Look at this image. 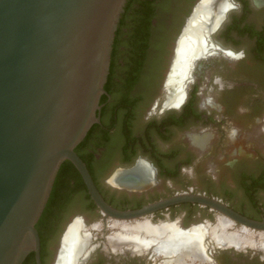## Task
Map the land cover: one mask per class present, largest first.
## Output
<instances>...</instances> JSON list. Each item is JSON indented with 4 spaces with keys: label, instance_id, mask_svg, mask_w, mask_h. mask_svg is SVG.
Segmentation results:
<instances>
[{
    "label": "flooded vegetation",
    "instance_id": "obj_1",
    "mask_svg": "<svg viewBox=\"0 0 264 264\" xmlns=\"http://www.w3.org/2000/svg\"><path fill=\"white\" fill-rule=\"evenodd\" d=\"M199 1L127 0L115 33L99 123L93 124L75 150L101 196L115 209L134 210L176 193L192 192L263 221L264 0H230L231 9L209 41L214 53L198 58L191 68L183 102L162 110L165 81L179 38ZM154 43L159 47L152 50ZM148 55L160 63L154 81L145 86L143 76L152 59L148 61ZM205 135L209 143L201 147L204 139L199 144L195 139ZM242 148L244 153L239 151ZM147 164L154 175L144 189L110 182L118 171ZM73 168L82 181L69 173L51 209L47 214L43 211L36 224L42 234L41 264L55 262L62 236L78 211L102 222L94 230L81 216L89 228L86 231L92 230L94 236L87 264H152L158 257L152 253L113 251L106 245L113 232L108 235L111 231L103 224V214ZM178 210L182 219L175 222L182 229L208 224L192 225L190 221L198 216L211 221L218 215L208 207L183 203L149 218L171 220ZM206 242L213 241L207 238ZM213 244H208L205 264H264V251L259 248ZM22 264H38L35 253H29Z\"/></svg>",
    "mask_w": 264,
    "mask_h": 264
},
{
    "label": "water",
    "instance_id": "obj_2",
    "mask_svg": "<svg viewBox=\"0 0 264 264\" xmlns=\"http://www.w3.org/2000/svg\"><path fill=\"white\" fill-rule=\"evenodd\" d=\"M126 2L0 0V264H22L31 252L41 264L36 224L67 160L82 176L107 230L113 221L134 222L192 203L217 212L215 221L218 216L228 220L231 231L238 224L239 231L264 236V220L247 218L213 197L180 192L138 209L118 210L95 186L75 148L99 123ZM93 237L91 230V245ZM93 249L86 251L82 264L89 262Z\"/></svg>",
    "mask_w": 264,
    "mask_h": 264
},
{
    "label": "bare ground",
    "instance_id": "obj_3",
    "mask_svg": "<svg viewBox=\"0 0 264 264\" xmlns=\"http://www.w3.org/2000/svg\"><path fill=\"white\" fill-rule=\"evenodd\" d=\"M231 7L230 0L199 1L179 38L173 64L165 81L162 110L183 102L191 68L198 58L214 53L209 41ZM153 175L154 169L148 164L137 165L118 171L110 182L118 187L141 190L153 182ZM131 176H134L133 180H128ZM177 223L167 221L154 225L149 217L126 223L113 221L109 227L113 233L108 236L106 245L113 251L121 249L134 254L163 256L160 264H190L188 260L192 261L191 264L197 260L206 263L207 247L211 243H215L213 246H235L238 249L253 246L264 251V236L255 237L251 232L239 231L240 228L231 231L229 221L220 216L216 223L208 222L207 225H195L188 229H182ZM92 227L98 229L100 226L96 223ZM86 229L89 228L83 217L74 218L62 236L60 250L53 264H82L86 251L92 248L90 232ZM249 233L251 238L246 236ZM207 238L213 242L207 244Z\"/></svg>",
    "mask_w": 264,
    "mask_h": 264
},
{
    "label": "rangeland",
    "instance_id": "obj_4",
    "mask_svg": "<svg viewBox=\"0 0 264 264\" xmlns=\"http://www.w3.org/2000/svg\"><path fill=\"white\" fill-rule=\"evenodd\" d=\"M161 20H163L162 18H161ZM164 43H163V45H162V48H161V50H163V48H164ZM152 50H155V49H157V47H159L158 46V43H154L152 46ZM160 50V51H161ZM152 57L150 56V55H148V61L151 59ZM150 62V61H149ZM148 62V64H147V69H146V74L143 76L144 77V80H143V84L145 85V86H147L148 84H150V83H152L153 81H154V78H155V75H156V72H157V69H158V67H159V61H157V59H156V61L155 60H153V58L151 59V62L149 63ZM199 139H204V141H202L201 142V144H199L198 143V140ZM196 141V143L197 144H199V145H201V147L202 146H206L208 143H209V139H208V136L207 135H205V136H200V137H196V139H195ZM242 149H244V150H242ZM242 149H240L239 151H240V153H244L245 152V148H242ZM78 215H80V216H83L84 218H85V220H86V222L89 224V226H92V224H96V223H102V222H100V221H98L97 219H96V216L95 215H92V214H88L87 212H83V211H78V212H76L75 214H74V217L75 216H78ZM180 219H182V211L181 210H178L177 211V213L171 218V220L170 219H168L167 217H164V218H160V219H155V218H153L152 219V221L154 222V223H161V222H167L168 220L169 221H172V222H175V221H178V220H180ZM95 221H98V222H95ZM206 222V221H208V222H213V223H216L217 221H215V218H212V220L211 221H209V220H207L206 219V217H200V216H198V217H196V218H194L193 220H191L190 222H192L191 224L193 225V224H197V223H202V222ZM235 228L236 229H239V227H237V226H235ZM247 237H249V238H251L250 237V233L248 234V235H246ZM164 259V258H163ZM162 259V257H156V259H155V261L157 262V264H160V263H162L163 261H161V260H163ZM155 261H153L152 262V264H155L156 262ZM188 263H192V261L191 260H188ZM193 264H205L203 261H201V260H197V261H195V262H193Z\"/></svg>",
    "mask_w": 264,
    "mask_h": 264
},
{
    "label": "trees",
    "instance_id": "obj_5",
    "mask_svg": "<svg viewBox=\"0 0 264 264\" xmlns=\"http://www.w3.org/2000/svg\"><path fill=\"white\" fill-rule=\"evenodd\" d=\"M125 9V8H124ZM125 11V10H124ZM122 27H124V24H122ZM121 27V29H122ZM140 31V30H139ZM113 57V55H111ZM112 59V58H111ZM110 72V71H109ZM81 145V144H80ZM79 147V146H78ZM78 150V148H77ZM77 150H75V152L77 153ZM70 173V176L73 177L74 179H76L77 181H82L80 180L81 178H79V175L77 174V172L75 171V169L73 168V164L71 162H69L68 160L63 162L59 171H58V174L56 176V179H55V182H54V185H53V188H52V191H51V194H50V197H49V200L46 204V207H45V210H44V213L47 214L48 211L51 209L52 207V204L53 202L55 201V199L57 198L58 194L61 193L62 191V185L66 183L65 181V177L67 175H69ZM82 184V183H81ZM82 187L83 189H85L84 187V184H82ZM86 190V189H85ZM89 196V195H88ZM92 206L94 207L95 204L92 202ZM44 214V215H45ZM39 233V231H38ZM39 236H40V239L42 241V234L39 233Z\"/></svg>",
    "mask_w": 264,
    "mask_h": 264
}]
</instances>
